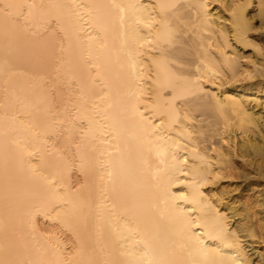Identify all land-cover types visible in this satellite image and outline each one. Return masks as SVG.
Here are the masks:
<instances>
[{"label": "bare ground", "instance_id": "1", "mask_svg": "<svg viewBox=\"0 0 264 264\" xmlns=\"http://www.w3.org/2000/svg\"><path fill=\"white\" fill-rule=\"evenodd\" d=\"M8 2L36 7L27 28L0 20V257L126 261L148 244L187 260L199 236L228 264H264V0ZM33 168L83 222L27 226Z\"/></svg>", "mask_w": 264, "mask_h": 264}, {"label": "snow or ice", "instance_id": "2", "mask_svg": "<svg viewBox=\"0 0 264 264\" xmlns=\"http://www.w3.org/2000/svg\"><path fill=\"white\" fill-rule=\"evenodd\" d=\"M36 5L27 4L22 5L14 2L0 3V20H2L6 34L10 29H14L17 26H23L27 28L29 26V18L33 15V9ZM139 7H143L140 5ZM161 8L176 7L175 5H160ZM7 70V62H6ZM176 97L174 96L173 99ZM77 149L80 145H76ZM57 160L65 162L63 155H58ZM13 164L19 166V170L23 171L22 157L5 159L6 170ZM83 158L81 167L83 168ZM53 169L58 167V164L54 162L52 164ZM28 178L34 186V191L31 193H21L18 196L17 204L20 207L27 209L26 224L29 228L34 230L36 223V217H42L43 219L57 220L61 224H68L69 220L76 222H83L82 204H77L75 201L65 199L64 195L58 191V188L62 186V181L57 178L55 174H45L44 172H37L34 168L28 172ZM23 223V222H22ZM197 227H208V225H196ZM97 237L101 234V227L96 225ZM212 231L207 233L209 239L223 240L226 229V222L223 217L216 214L211 220ZM75 235V233H73ZM203 234V233H202ZM201 234V235H202ZM48 239L46 243L51 245V234H47ZM190 241L191 236L187 237ZM227 244V241H223ZM39 243V241H37ZM57 241V246H58ZM181 253L188 257L187 260L179 259L166 261L155 257L150 246L145 244V249L142 251L138 259L135 260H113V259H96L89 257L87 259L71 260V259H56L53 261L45 260H24L18 255L14 256L10 251L9 246H5L3 249V256L0 257V264H228L223 258L219 256L213 248L208 247L205 243L199 239V236L192 241L189 247L186 244L179 245ZM102 251V249H101ZM84 245L81 242L80 247L77 249L76 255L83 256Z\"/></svg>", "mask_w": 264, "mask_h": 264}, {"label": "rangeland", "instance_id": "3", "mask_svg": "<svg viewBox=\"0 0 264 264\" xmlns=\"http://www.w3.org/2000/svg\"><path fill=\"white\" fill-rule=\"evenodd\" d=\"M255 5H256V4H255ZM255 5H253V7H254ZM253 10H256V8L254 7ZM256 26L258 27L257 22H255V27H256ZM257 27H256V28H257ZM256 28H255V29H256ZM255 31L257 32V30H255ZM255 31H254V32H255ZM255 34H256L255 36H257V37L260 36V34H257V33H255ZM261 45H262V48L264 49V41L261 43ZM263 52H264V50H263ZM249 53H250V52H245L244 55L248 56ZM196 116H199V115L196 114ZM198 120H201V117H198ZM216 140H217V142H218V138H217V137H216V139L213 138L212 141H208V142H207V145H206V144H205V145L211 147L210 144H211V143H212V144H216V143H217ZM212 144H211V145H212ZM209 147H208V148H209Z\"/></svg>", "mask_w": 264, "mask_h": 264}]
</instances>
